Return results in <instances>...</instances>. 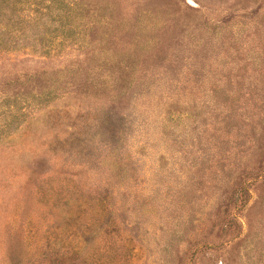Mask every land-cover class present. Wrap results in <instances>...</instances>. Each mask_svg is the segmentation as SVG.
Returning <instances> with one entry per match:
<instances>
[{
    "label": "rangeland",
    "instance_id": "1",
    "mask_svg": "<svg viewBox=\"0 0 264 264\" xmlns=\"http://www.w3.org/2000/svg\"><path fill=\"white\" fill-rule=\"evenodd\" d=\"M0 264H264V0H0Z\"/></svg>",
    "mask_w": 264,
    "mask_h": 264
}]
</instances>
